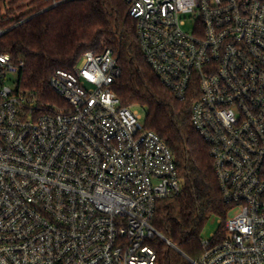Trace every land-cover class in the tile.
Instances as JSON below:
<instances>
[{
  "label": "built area",
  "instance_id": "2783aa9c",
  "mask_svg": "<svg viewBox=\"0 0 264 264\" xmlns=\"http://www.w3.org/2000/svg\"><path fill=\"white\" fill-rule=\"evenodd\" d=\"M125 1L147 66L191 101L228 205L222 238L186 260L264 264V0ZM22 65L0 54V264H157L151 242L174 247L155 208L182 184L169 147L111 89L112 51L56 72L46 107L4 84Z\"/></svg>",
  "mask_w": 264,
  "mask_h": 264
},
{
  "label": "trees",
  "instance_id": "16d2710c",
  "mask_svg": "<svg viewBox=\"0 0 264 264\" xmlns=\"http://www.w3.org/2000/svg\"><path fill=\"white\" fill-rule=\"evenodd\" d=\"M56 6H53L54 2ZM0 26V54L22 62L17 86L41 107L58 104L49 87L56 72H71L88 52L110 49L120 70L111 89L122 107L144 115V127L171 150L181 193L160 200L152 225L174 248L151 242L157 264H190L211 219L220 221L221 239L228 205L224 202L207 144L190 124L191 101L179 102L164 88L142 57L135 21L125 0H11Z\"/></svg>",
  "mask_w": 264,
  "mask_h": 264
},
{
  "label": "rangeland",
  "instance_id": "374dc122",
  "mask_svg": "<svg viewBox=\"0 0 264 264\" xmlns=\"http://www.w3.org/2000/svg\"><path fill=\"white\" fill-rule=\"evenodd\" d=\"M11 0H0V21L2 19H12L13 16H7L6 12L9 9V3ZM17 82V74H9L6 81L5 85L8 87H13L14 84ZM139 112L142 114V119L144 120V115L143 113L139 110ZM231 213L230 215H232ZM219 229V220L217 219H211L206 226L203 229L202 232V239H209L212 235L216 234Z\"/></svg>",
  "mask_w": 264,
  "mask_h": 264
},
{
  "label": "water",
  "instance_id": "95a60500",
  "mask_svg": "<svg viewBox=\"0 0 264 264\" xmlns=\"http://www.w3.org/2000/svg\"><path fill=\"white\" fill-rule=\"evenodd\" d=\"M184 258H186V259H187V257H185V256H184Z\"/></svg>",
  "mask_w": 264,
  "mask_h": 264
}]
</instances>
